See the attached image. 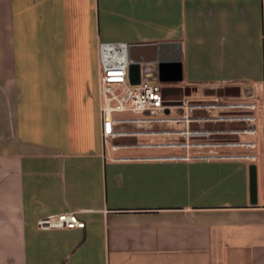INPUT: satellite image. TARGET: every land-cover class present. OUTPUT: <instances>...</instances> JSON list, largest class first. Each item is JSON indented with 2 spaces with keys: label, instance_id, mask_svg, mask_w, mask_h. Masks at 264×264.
I'll return each mask as SVG.
<instances>
[{
  "label": "crops",
  "instance_id": "1",
  "mask_svg": "<svg viewBox=\"0 0 264 264\" xmlns=\"http://www.w3.org/2000/svg\"><path fill=\"white\" fill-rule=\"evenodd\" d=\"M107 41L154 70L181 62L165 96L263 94L264 0H0V264H264V158L113 150L98 97ZM68 211L83 229H39Z\"/></svg>",
  "mask_w": 264,
  "mask_h": 264
},
{
  "label": "built area",
  "instance_id": "2",
  "mask_svg": "<svg viewBox=\"0 0 264 264\" xmlns=\"http://www.w3.org/2000/svg\"><path fill=\"white\" fill-rule=\"evenodd\" d=\"M98 54L102 135L113 150L156 148L165 153L145 158L159 161L256 164L264 158V89L263 94L247 95L195 86L180 96H165L168 81L159 75H141L139 82H131V65L146 62L132 59L129 44L101 42ZM124 138L142 141L115 142ZM84 226L76 211L38 222L46 230Z\"/></svg>",
  "mask_w": 264,
  "mask_h": 264
},
{
  "label": "water",
  "instance_id": "3",
  "mask_svg": "<svg viewBox=\"0 0 264 264\" xmlns=\"http://www.w3.org/2000/svg\"><path fill=\"white\" fill-rule=\"evenodd\" d=\"M142 67H140L139 64L131 65V82H139L141 75L143 77H152L159 75L160 80L165 82L169 80L180 82L182 80L183 67L181 66V62L166 64L161 63L157 66V69L155 70L152 69V65L150 66L148 63H144Z\"/></svg>",
  "mask_w": 264,
  "mask_h": 264
},
{
  "label": "rangeland",
  "instance_id": "4",
  "mask_svg": "<svg viewBox=\"0 0 264 264\" xmlns=\"http://www.w3.org/2000/svg\"><path fill=\"white\" fill-rule=\"evenodd\" d=\"M166 87H172V88H175L177 89L178 91H180V88H181V85L180 83H166L165 84Z\"/></svg>",
  "mask_w": 264,
  "mask_h": 264
}]
</instances>
